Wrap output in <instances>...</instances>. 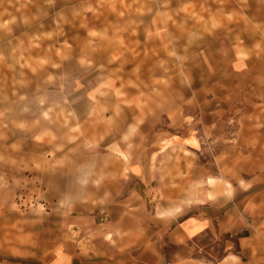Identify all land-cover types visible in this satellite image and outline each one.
Masks as SVG:
<instances>
[{
  "label": "rangeland",
  "instance_id": "rangeland-1",
  "mask_svg": "<svg viewBox=\"0 0 264 264\" xmlns=\"http://www.w3.org/2000/svg\"><path fill=\"white\" fill-rule=\"evenodd\" d=\"M236 56L264 63V0H0L1 264H43L78 199L108 194L95 179L124 129L168 128ZM252 193L240 234L264 245V188Z\"/></svg>",
  "mask_w": 264,
  "mask_h": 264
},
{
  "label": "crops",
  "instance_id": "crops-1",
  "mask_svg": "<svg viewBox=\"0 0 264 264\" xmlns=\"http://www.w3.org/2000/svg\"><path fill=\"white\" fill-rule=\"evenodd\" d=\"M257 59L236 56L221 78L189 91L168 128L149 119L126 127L121 153L109 154L114 166L95 179L108 194L97 205L78 199L43 264H256L264 245L240 234L248 229L240 214L253 211L252 192L264 188V63ZM222 238V257L204 259Z\"/></svg>",
  "mask_w": 264,
  "mask_h": 264
}]
</instances>
